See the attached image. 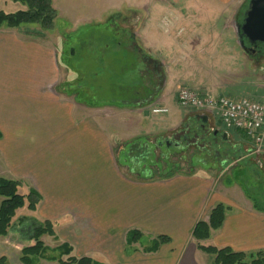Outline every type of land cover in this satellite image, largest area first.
<instances>
[{
    "label": "crops",
    "instance_id": "1",
    "mask_svg": "<svg viewBox=\"0 0 264 264\" xmlns=\"http://www.w3.org/2000/svg\"><path fill=\"white\" fill-rule=\"evenodd\" d=\"M213 1L214 5L204 9L211 14L206 31L202 29L205 24L199 27L180 20L173 22L172 30L176 36L186 33L187 48L197 55L206 53L209 46L204 45L216 38L220 60L245 56V68L229 67L225 74L242 86H251L255 93L226 96L218 87L189 86L203 94L259 101L264 96V56L261 61H251L257 57L244 53L237 33L249 0ZM10 3L0 0V10L12 13L4 8ZM33 34L26 28L0 29V178L19 181L28 186L27 192L32 189L40 196L36 215L28 218L57 222L52 239L58 244L49 248L44 244L45 257L35 264H57L48 258L58 256L53 252L61 244L70 246L75 257H89L103 264H207L201 256L207 254L196 247L192 231L198 222H207L210 210L218 204L226 208L222 226L200 244L244 254L264 250V206L257 207L237 188L225 187L211 174H203L208 165L142 180L123 172L113 146L116 136L107 120L97 117L95 107L74 103L59 88L58 42L54 48ZM146 59L160 69L161 60ZM243 69L247 77L235 78ZM164 81L143 104L152 106L162 101L166 76ZM194 114L204 116L187 112L181 123ZM225 132L244 137L234 143L241 152L240 161L251 158L255 166L264 169V143L256 152L242 131ZM242 145L248 146L246 150ZM260 198L264 201V196ZM132 231L140 237L128 244ZM143 237L148 239L147 247L138 244ZM159 237L167 242L153 250ZM19 252L20 245L0 237V259L21 264L19 258L14 261L12 257H18Z\"/></svg>",
    "mask_w": 264,
    "mask_h": 264
},
{
    "label": "rangeland",
    "instance_id": "2",
    "mask_svg": "<svg viewBox=\"0 0 264 264\" xmlns=\"http://www.w3.org/2000/svg\"><path fill=\"white\" fill-rule=\"evenodd\" d=\"M208 5H214V1L52 0L57 12L53 29L43 37L36 31H32L31 36L54 48L58 42L59 88L74 103L95 107L97 117L107 120V126L116 136L113 146L118 167L123 172L142 180L168 173H187L199 168L198 165H208L203 174H211L225 187L237 188L257 207H262L264 169L255 166L251 158L240 161L241 152L234 146L235 139L244 140V137L236 132L229 136L225 131L223 140L213 135V131L220 134L218 129L222 128L217 117L206 121L204 132L199 130L201 117L195 114L181 123L187 112L175 102L174 94L182 87L214 86L226 96L255 93L251 86H242L225 74L229 67L245 68V56L220 60L216 38L206 42L204 46H209L206 53L197 55L187 48L186 33L176 36L173 32L172 24L177 20L184 24L191 21L200 24L199 27L205 24L202 29L206 31L211 19V14L204 10ZM4 8L12 13L25 9L13 3ZM22 28L28 30L37 26ZM146 56L161 60L160 69ZM247 73L243 69L235 78L247 77ZM165 76L166 84L158 106L167 113L155 115L151 113L152 106L143 103L154 90L163 87ZM223 84L230 88H220ZM246 147L242 145L241 149L246 150ZM0 171L2 175L1 166ZM27 187L21 184L20 193H26ZM229 194L238 196L239 193ZM31 214L26 210L18 211L13 219L15 231L5 237L11 244L20 245V252L24 242L18 233L27 229L30 221L25 218ZM53 239L47 235L40 238L48 248L58 244ZM138 244L147 247L149 242L143 237ZM20 252L18 257L12 254L14 261L18 258L20 261ZM201 256L207 264H213L212 256Z\"/></svg>",
    "mask_w": 264,
    "mask_h": 264
},
{
    "label": "trees",
    "instance_id": "3",
    "mask_svg": "<svg viewBox=\"0 0 264 264\" xmlns=\"http://www.w3.org/2000/svg\"><path fill=\"white\" fill-rule=\"evenodd\" d=\"M12 3L20 4L24 10L14 13H6L0 10V29L9 30L22 28L24 25H35L37 28L28 29L31 31L48 32L53 29L57 12L52 6V0H9ZM171 173L165 174L170 176ZM163 176V177H165ZM21 182L0 178V237H6L10 232H14L13 219L18 211L26 210L35 213L40 203V196L29 189L26 193H20ZM226 208L218 204L213 207L208 215L207 222H198L193 231L192 238L196 241V247L213 258V264H264V250L254 254H244L234 252L229 248H216L214 246H204L200 243L210 238L211 231H215L222 226ZM30 221L26 230H20L18 235L24 247L20 252L21 264H35L38 259H44L46 247L40 238L42 236L54 237L57 222L44 220L38 222L33 218H25ZM56 223V224H55ZM29 228V230H28ZM27 231V232H25ZM17 233V232H15ZM140 234L132 231L128 233V244L136 243ZM167 242L166 238L159 237L153 245L156 250L161 243ZM57 257H49L48 260L57 264H103L102 262L89 257H75L72 255V248L67 244H61L57 250ZM0 264H7L5 258L0 259Z\"/></svg>",
    "mask_w": 264,
    "mask_h": 264
},
{
    "label": "built area",
    "instance_id": "4",
    "mask_svg": "<svg viewBox=\"0 0 264 264\" xmlns=\"http://www.w3.org/2000/svg\"><path fill=\"white\" fill-rule=\"evenodd\" d=\"M175 102L186 112L217 117L225 130L242 131L256 146V152H259L264 143V96L259 101L247 97L232 99L182 87L176 93ZM151 112L158 115L167 113V110L154 107Z\"/></svg>",
    "mask_w": 264,
    "mask_h": 264
},
{
    "label": "water",
    "instance_id": "5",
    "mask_svg": "<svg viewBox=\"0 0 264 264\" xmlns=\"http://www.w3.org/2000/svg\"><path fill=\"white\" fill-rule=\"evenodd\" d=\"M238 31L249 44H264V0H249L242 23L238 25ZM202 120L206 122V117H202Z\"/></svg>",
    "mask_w": 264,
    "mask_h": 264
},
{
    "label": "flooded vegetation",
    "instance_id": "6",
    "mask_svg": "<svg viewBox=\"0 0 264 264\" xmlns=\"http://www.w3.org/2000/svg\"><path fill=\"white\" fill-rule=\"evenodd\" d=\"M237 31H238V28H237ZM237 33H238V39H239L240 47L242 48L244 53L248 54L250 56H253L254 58L257 57L255 60H251L253 62L261 61V58L264 56V44L255 43L254 45H251V44H249L247 39H245L243 36H241L239 31ZM195 117H198V116L196 115ZM199 119H200V120H198L200 123V129L199 130L204 132L203 129L205 127H207L206 126L207 123L203 122V120L201 118H199ZM224 133H225L224 131H221L220 134H216V131H213V135H219L221 140H223V134ZM194 134H195L194 137H197V134L196 133H194Z\"/></svg>",
    "mask_w": 264,
    "mask_h": 264
}]
</instances>
